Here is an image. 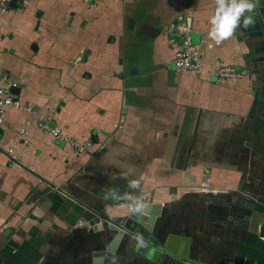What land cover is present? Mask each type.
Here are the masks:
<instances>
[{
	"label": "crops",
	"instance_id": "1",
	"mask_svg": "<svg viewBox=\"0 0 264 264\" xmlns=\"http://www.w3.org/2000/svg\"><path fill=\"white\" fill-rule=\"evenodd\" d=\"M10 3L0 74L24 83L19 100L36 114L12 108L0 126V264L31 263L40 247L93 264L92 212L116 220L145 196L167 203L169 235L191 238L190 263L264 264V0L199 74L171 64L172 25L184 17L194 42L213 44L215 0ZM217 60L249 73L220 80ZM40 118L92 142L89 153L38 129ZM27 122L30 146L16 140ZM132 250L103 264H134Z\"/></svg>",
	"mask_w": 264,
	"mask_h": 264
},
{
	"label": "water",
	"instance_id": "2",
	"mask_svg": "<svg viewBox=\"0 0 264 264\" xmlns=\"http://www.w3.org/2000/svg\"><path fill=\"white\" fill-rule=\"evenodd\" d=\"M16 2L17 0H12L10 6L16 8ZM14 93L19 95L20 90L15 89ZM8 158L24 170L44 181L39 175L23 166L17 160H14L10 156H8ZM128 206L129 212L116 220L92 212L94 218H90L88 225L96 232V237L98 238L97 246L99 245L98 249L92 254L94 258L93 264H103L105 259L115 255L118 248L121 246L128 247L129 244L132 243L134 247L138 248L140 243L137 237H141L145 240H143L146 250L145 257L155 264H166L169 258L176 260L177 264H192L190 263V258L187 256L191 238L181 233L172 232L170 235L166 233L167 226L165 225V216L167 215V203L153 202L149 196H145L143 200H132L129 202ZM161 225L164 226L161 227ZM145 233L155 239H157L161 233H164V238L163 240L159 238L158 242H156L149 239V237L143 236ZM174 241L175 245L176 243L182 245V251L180 247L179 250L175 249L176 246L174 247ZM156 246L161 249H157ZM159 254L162 258L160 263L155 261Z\"/></svg>",
	"mask_w": 264,
	"mask_h": 264
},
{
	"label": "built area",
	"instance_id": "3",
	"mask_svg": "<svg viewBox=\"0 0 264 264\" xmlns=\"http://www.w3.org/2000/svg\"><path fill=\"white\" fill-rule=\"evenodd\" d=\"M12 0H0V18L10 10L9 3ZM19 4L28 5L29 0H17ZM4 27V22L0 19V30ZM170 40V52L172 54L171 64L177 71L185 72L189 74H199L205 68V65L209 61V55L215 50L217 45L214 41L213 44L207 43L205 40L201 42H194L193 39V27L184 19L179 20L172 25ZM210 75L217 77L223 81L241 80L245 78L249 71L246 69L238 70L234 66L224 64L219 60L213 62L212 67L209 70ZM24 83L7 74H0V126H3L7 113L10 109L16 108L24 110L32 114L36 112L29 106L21 104L19 95L14 93L15 89H21ZM28 122L19 130L17 136V142H21L22 145H31V131L28 129ZM37 128L44 133L52 136L54 139H63L70 142V138L66 135L64 130L59 127H52L48 124L46 118H40L36 123ZM74 147L77 155L88 154L90 148L93 146L92 142H70ZM208 178L204 186L207 188Z\"/></svg>",
	"mask_w": 264,
	"mask_h": 264
},
{
	"label": "clouds",
	"instance_id": "4",
	"mask_svg": "<svg viewBox=\"0 0 264 264\" xmlns=\"http://www.w3.org/2000/svg\"><path fill=\"white\" fill-rule=\"evenodd\" d=\"M216 11L210 20L212 28L209 37L215 41L217 45L234 35L240 27L241 18L243 17V26L249 27L254 23L251 15L245 16V13H252L257 7V3L253 0H215ZM132 187H136V182H132ZM141 246L144 241L141 237H137Z\"/></svg>",
	"mask_w": 264,
	"mask_h": 264
},
{
	"label": "flooded vegetation",
	"instance_id": "5",
	"mask_svg": "<svg viewBox=\"0 0 264 264\" xmlns=\"http://www.w3.org/2000/svg\"><path fill=\"white\" fill-rule=\"evenodd\" d=\"M166 228H167V231H168V227H166ZM167 231H166V233H167ZM148 235L149 234H147V233L143 234V236H146L147 238L149 237V239H152L153 241H156V242H158L159 238L162 239V240L164 238V233H161V235L158 236L157 239L153 238L152 236H148ZM131 244H129V246L126 247V248L128 249L129 247H131V249H133L132 251H135V254L132 257L133 260L135 261L134 264H153L151 261L147 260V258L145 257V251L146 250H145L144 244H143V246L139 245L138 248L134 247L133 244H132V246H130ZM61 247H63V246H61ZM156 247H157V249H161L158 246H156ZM66 248L67 247H64L62 249V254H60L59 256H53L52 255L53 253L52 254L51 253H45L44 249L42 250V248L40 247L39 248V251L41 250V252H39V253H41L40 257H38V259H35L31 263L26 261L23 264H85V261L88 259L87 256H85L83 254H80L79 252H73L74 251L73 248H72L73 251L72 250L68 251V249H66ZM119 248H121V247H119ZM155 261L159 262V263L162 261V258H161L160 254H159L158 257H156ZM120 262H122V261H120ZM175 262H177V261L172 259V258H169L166 261V264H168V263L169 264H172V263L175 264Z\"/></svg>",
	"mask_w": 264,
	"mask_h": 264
},
{
	"label": "rangeland",
	"instance_id": "6",
	"mask_svg": "<svg viewBox=\"0 0 264 264\" xmlns=\"http://www.w3.org/2000/svg\"><path fill=\"white\" fill-rule=\"evenodd\" d=\"M31 1H32V0H29V4H30ZM26 6H27V5H26ZM0 19H1V20L4 22V24H5L6 21H4L3 17H1ZM0 246H2V247L5 246L4 243H3V240H0Z\"/></svg>",
	"mask_w": 264,
	"mask_h": 264
}]
</instances>
